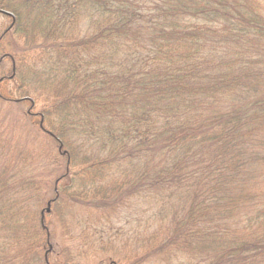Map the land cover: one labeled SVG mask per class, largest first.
<instances>
[{"label": "trees", "instance_id": "trees-1", "mask_svg": "<svg viewBox=\"0 0 264 264\" xmlns=\"http://www.w3.org/2000/svg\"><path fill=\"white\" fill-rule=\"evenodd\" d=\"M259 1L0 0L23 40L0 74V264H264ZM40 113L51 153L16 130ZM95 197L132 229L54 241L59 204ZM122 238L128 256L104 247Z\"/></svg>", "mask_w": 264, "mask_h": 264}, {"label": "rangeland", "instance_id": "rangeland-1", "mask_svg": "<svg viewBox=\"0 0 264 264\" xmlns=\"http://www.w3.org/2000/svg\"><path fill=\"white\" fill-rule=\"evenodd\" d=\"M259 7L260 10H264V1H259ZM12 14H10L9 16H11ZM12 16L6 17L4 18L3 16L0 15V22H2V26L0 27V63H4V65L0 68V74L3 73H8L9 69L11 67V62L9 61L11 56L9 54L8 51L12 50V47L17 44L19 46H22L21 43L23 42V40L20 38V36H13L10 38H7L4 36H2V34H4L5 32L3 30H7L5 29L8 25H11V19ZM5 74V75H6ZM0 78H5V77H1ZM18 82L14 81V80H0V90L2 92H7L8 89L14 87L15 85H17ZM46 90H41V97L39 102H37V104L35 105V107L33 108V111L35 113L39 112V109L41 108V106H49L51 104V100H49V96H44L45 95ZM31 96H34L33 94ZM36 97V96H35ZM49 100V101H48ZM47 103V104H46ZM42 113L39 114V116H37L34 119V125L29 126L28 124L23 126V130H18V134L22 135V133L26 134L25 129L27 130L28 136L25 137V142H27L28 148L32 149L33 152H35L36 150L38 151H43L44 147L49 148L51 151L50 153L53 151V148L50 146L49 142L47 141V138L44 137V135H42L41 133H37L35 134V131L37 129H39V124L38 122H41V115ZM40 119H39V118ZM45 125V124H44ZM37 135V141L34 140V137ZM43 143V145L41 144ZM26 144V143H25ZM38 162H40V160H37ZM61 164V160L56 161L55 164ZM79 168V167H78ZM95 170V169H94ZM93 169H91L90 167L88 168V173L87 174H81L77 176V178L74 179V182L76 184H79L80 182H82L81 184L85 185L86 183L83 182H87L88 177L90 176L91 178L94 179V172ZM73 171L76 173L78 170L77 168H73L71 169V173H73ZM83 178V179H82ZM98 185L103 184V186L106 185V180L105 179H101L98 182ZM102 186V185H101ZM104 190H106V188L104 187ZM103 196H105V194H103ZM96 200L91 204V205H86L85 203H73L71 200L68 201H63L62 203L59 204L58 209V215L55 218V223H56V239L54 238V241H57L59 243H62V241H66L68 239V236L66 237V232L69 231L72 236L73 239L72 241L74 243H79L81 241H83V239L81 238V236L84 237L85 240H87L86 242L89 245H93V238L91 237V231H99L98 229H100V226L102 224V227L107 228L108 223L113 222V230L114 231H118L121 232L123 230H125L128 233V229L131 227L132 229V224H134V218L136 217V215H133L132 217L130 216V210L126 209L124 212H129L128 213H120L118 214V210L116 209L115 211L108 206L107 204L104 203H99L98 197H95ZM49 208H45L44 211H47ZM122 210V208H120ZM126 214H128L127 216H125ZM48 218V216L46 217V219ZM116 218H118V221L115 220ZM98 225L99 227L95 226ZM105 224L107 226H105ZM130 224V227H129ZM119 241H121L119 243ZM127 242V243H126ZM95 243V242H94ZM135 244L134 240H124L123 238L122 240H117L115 242H111V241H107L104 244V247H106V249L108 251H112V253L114 254H120L122 252H124L126 254V256H128V252H126L125 247L126 246H132ZM74 256V254H72V257ZM112 256V255H111ZM105 253H97L94 255H87V256H83L82 258H80L78 260V262L80 264H109V260H105ZM116 259V257H115ZM111 260V261H115L116 264H126L125 261H120V260ZM51 261L54 262V259L51 258Z\"/></svg>", "mask_w": 264, "mask_h": 264}]
</instances>
